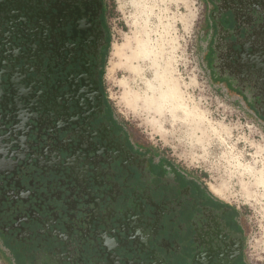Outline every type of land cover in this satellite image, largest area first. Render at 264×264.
I'll return each mask as SVG.
<instances>
[{
	"label": "flooded vegetation",
	"instance_id": "flooded-vegetation-1",
	"mask_svg": "<svg viewBox=\"0 0 264 264\" xmlns=\"http://www.w3.org/2000/svg\"><path fill=\"white\" fill-rule=\"evenodd\" d=\"M100 3L35 0L3 25L0 235L22 264H250L237 209L111 118ZM233 4L218 20L226 34L213 68L248 89L245 67L264 49L253 35L261 15ZM17 27L23 43L12 39Z\"/></svg>",
	"mask_w": 264,
	"mask_h": 264
},
{
	"label": "rangeland",
	"instance_id": "rangeland-1",
	"mask_svg": "<svg viewBox=\"0 0 264 264\" xmlns=\"http://www.w3.org/2000/svg\"><path fill=\"white\" fill-rule=\"evenodd\" d=\"M17 1L0 5V38L12 11L30 13L35 0ZM228 1L256 8L253 35L264 43V0H101L102 86L111 118L133 139L237 209L244 259L264 264V49L245 67L248 89L219 78L213 66L226 31L217 26Z\"/></svg>",
	"mask_w": 264,
	"mask_h": 264
},
{
	"label": "trees",
	"instance_id": "trees-1",
	"mask_svg": "<svg viewBox=\"0 0 264 264\" xmlns=\"http://www.w3.org/2000/svg\"><path fill=\"white\" fill-rule=\"evenodd\" d=\"M228 18L229 17L225 18L224 19L225 20L224 22H230V19H228ZM159 159H162L163 162L168 163L169 166L173 169V171L177 175H179L184 181H187V182H190V183L195 184L196 186H198L199 188H201V190H203L205 193H207L210 196H213L209 191L205 190L204 187H202L198 182H196L193 179H189L187 175H185L184 173H182L181 171H179L172 162L166 160L164 157H161V156H159ZM0 239H1L2 243L4 244L5 248L11 253V255H12L13 259H14L13 263L15 262V264H22L21 261L19 260V258L17 257L16 253L12 250L11 247H9L8 244H6V242L3 240V237L1 235H0Z\"/></svg>",
	"mask_w": 264,
	"mask_h": 264
},
{
	"label": "crops",
	"instance_id": "crops-1",
	"mask_svg": "<svg viewBox=\"0 0 264 264\" xmlns=\"http://www.w3.org/2000/svg\"><path fill=\"white\" fill-rule=\"evenodd\" d=\"M147 147H148V146H147ZM148 148L151 149V150L154 152V154H155V159H156V160L159 159V155L156 154V151H154V149L151 148V147H148ZM164 163H166V162H164ZM167 164H168V163H167ZM168 165H169V164H168ZM0 253H1V255H2L3 261H4L6 264H14V263H13L14 259H13L12 255H11V253L5 248V246H4L3 248L0 249Z\"/></svg>",
	"mask_w": 264,
	"mask_h": 264
},
{
	"label": "water",
	"instance_id": "water-1",
	"mask_svg": "<svg viewBox=\"0 0 264 264\" xmlns=\"http://www.w3.org/2000/svg\"><path fill=\"white\" fill-rule=\"evenodd\" d=\"M12 35H14L15 37H16V34H14V32L12 31V33H11ZM20 39H23L24 38V36L23 35H20V37H19ZM18 43V42H17ZM21 43H23L22 41H21ZM257 84V83H256ZM256 86H258V85H256ZM260 89L261 90H259L260 91V93H262V95H263V98H264V88H261L260 87Z\"/></svg>",
	"mask_w": 264,
	"mask_h": 264
},
{
	"label": "bare ground",
	"instance_id": "bare-ground-1",
	"mask_svg": "<svg viewBox=\"0 0 264 264\" xmlns=\"http://www.w3.org/2000/svg\"><path fill=\"white\" fill-rule=\"evenodd\" d=\"M165 96L168 97V98H170V95H169V94H168V95H165ZM166 97H165V98H166ZM179 102H180V101H179Z\"/></svg>",
	"mask_w": 264,
	"mask_h": 264
}]
</instances>
